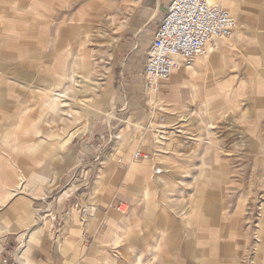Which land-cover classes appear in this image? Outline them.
Instances as JSON below:
<instances>
[{
	"label": "crops",
	"instance_id": "0c3cea01",
	"mask_svg": "<svg viewBox=\"0 0 264 264\" xmlns=\"http://www.w3.org/2000/svg\"><path fill=\"white\" fill-rule=\"evenodd\" d=\"M171 1L158 0L159 11ZM230 2L239 26L234 36L196 56L191 67L177 69L172 80L159 88L161 121L167 127L180 125L189 131L178 137L196 146L191 155L204 150L203 157L193 162V178L186 183L173 179L171 170L178 172L184 166L179 159L183 149L156 150L158 143L149 135H142V142L133 144V150L147 148L143 151L152 157L144 161H132L129 148L122 155L123 165L113 163L115 151L111 157L103 154V162L95 163L99 144L88 138L58 153L57 162L42 166L33 161L32 182L25 178L30 170L17 165L12 171L26 179L24 187H30V192L16 196V173H10L8 180L0 174V264H245L242 260L249 248L245 240L252 230L247 225V199L242 194L246 186L243 179H231L239 171L231 174L232 167L226 162L232 149L223 147L222 154L218 136L241 135L239 156L244 159L251 138L256 141L251 143L252 152L256 157L264 156V0ZM61 4L50 18L65 11ZM12 8L2 20L13 17ZM67 19L63 16L51 25L55 29L50 30V37H43L42 45L37 42L40 38L12 37L16 42L10 39L0 56L20 64L39 51L47 54L52 47L56 53L53 58L61 63L55 70L60 71L58 76H66L71 58ZM47 26L35 24L37 31L32 34L47 33ZM83 31L87 33L88 28ZM29 63L28 68H19L27 81L38 71ZM132 76L137 74L127 75ZM125 78L122 75L121 82ZM126 85L131 91L137 87L133 80ZM189 116L198 117L206 132L194 125V120L180 123ZM228 124H236L238 134H226ZM170 160L173 168H169ZM203 166L206 173L200 178ZM156 168H161L158 175L165 181L157 179ZM59 171L62 176L68 173V178L50 185L51 173ZM231 188L239 191L232 193ZM8 191L12 195L6 197ZM124 205L128 206L126 212L121 210ZM260 248L258 244L259 254ZM259 258L264 263V255ZM259 258L255 264H260Z\"/></svg>",
	"mask_w": 264,
	"mask_h": 264
},
{
	"label": "rangeland",
	"instance_id": "374dc122",
	"mask_svg": "<svg viewBox=\"0 0 264 264\" xmlns=\"http://www.w3.org/2000/svg\"><path fill=\"white\" fill-rule=\"evenodd\" d=\"M63 1L64 4L59 0H0V52L7 49L12 37L19 38L23 35L26 36L25 39L28 36L34 37L35 41L40 38L41 42H37L42 45L43 37L46 35L47 38L50 37V30L54 31L55 24L59 23L63 16L68 18L71 25L68 27L71 41L68 49L71 58L68 60L67 75L64 86L61 85L62 90L59 89L55 78L60 74L55 68L60 67L61 63L53 58L56 53L52 47H49L47 54L39 51L32 54L30 60L21 61L20 64L15 59L7 61L0 56V167L5 168L0 174H4L5 179L8 180L9 174L14 172L12 170L16 169L17 165L25 166L30 170L27 171L30 176L25 178L32 182L35 180L31 175L33 161L42 166L52 164L53 160L57 162L58 153L67 150L71 144L77 146L86 142L88 138L94 139L93 144H99L95 163L103 162V154L106 153L107 157H111L112 152L115 151L112 157L113 163L123 165L125 161L122 155L129 148L132 149V161H138L135 159L136 153L143 155L139 159L148 160L152 156L143 151L147 148L133 150V144L142 142L139 141L142 135H149L154 143H158L156 150L165 147H169L171 151L183 149L182 155L179 156L180 163L184 165L183 170L178 172L171 170L170 174L173 179L184 183L190 181L195 172L192 168L193 162L203 157L204 150L197 156L191 155L192 149L196 146H193L192 141L178 137V135H188L189 131L180 125L165 126L161 121L160 91H147L140 76L147 60L148 49L167 7L159 11L158 0ZM60 4L66 7L65 11L61 14L58 12L55 19L50 18L52 12L55 14L61 9ZM8 8H12L13 17L2 20L1 16H8ZM230 14L237 18L236 14ZM10 21H13L12 24ZM43 23L48 25L47 33L41 30L40 34L36 32L32 34L38 28L33 26ZM87 28L86 33L83 30ZM11 41L16 42V38ZM219 43L208 49H216ZM29 62L37 66L38 71L37 75L35 73L34 77L27 81L19 74V68H28L31 66ZM134 74L137 76L127 77ZM122 75L126 76L123 82L124 90L121 87ZM128 80H133L137 85L135 91L127 87ZM54 92L62 93L64 97L62 101L53 103L50 100ZM43 95L47 97L36 100L37 96ZM40 117H43L44 121L38 132V122L31 123L34 119L39 120ZM190 119L194 120L193 124L197 127L201 126L202 122L198 123V117L195 119L190 116L185 117L180 123L185 124ZM202 128L206 132L203 126L199 129ZM225 131L226 134H238V126L228 124ZM204 132L203 135H207ZM240 139L241 135H219L218 145L221 153L223 147L232 149L230 161L226 163L232 167L231 174L237 170L239 172L231 175V179H243L246 186L242 189V194H245L247 199L244 205L247 207V225L252 230L245 240H248L249 248L245 255L247 257L242 261L245 264H255L256 257L264 255V252L260 254L256 252V246L260 245L264 229V156L256 157V153L251 150V143L255 144L256 141H250L252 139L249 138L248 157L241 158L239 142L243 141ZM245 149L243 148L242 151ZM169 163V168H173L174 161L170 160ZM160 169L156 168V173ZM201 170L200 178L206 173L204 166ZM15 173L17 189L13 194L20 196L29 193L30 187H24L27 185L26 179L18 172ZM51 174L53 176L50 185H57L64 176L68 178L69 175L65 173L67 175L62 176L61 171ZM94 175L95 173L93 178ZM157 179L165 181L162 175H158ZM232 183L236 184V181ZM0 185H2L1 180ZM186 190L190 192L191 189L186 188ZM230 191L234 193L239 191V188H231ZM10 195L12 192L8 191L6 197ZM233 205L236 208V204ZM122 209L126 212L128 206L124 205ZM255 227L256 229H253ZM257 262L263 264L262 258L257 259Z\"/></svg>",
	"mask_w": 264,
	"mask_h": 264
},
{
	"label": "built area",
	"instance_id": "2783aa9c",
	"mask_svg": "<svg viewBox=\"0 0 264 264\" xmlns=\"http://www.w3.org/2000/svg\"><path fill=\"white\" fill-rule=\"evenodd\" d=\"M237 27V19L217 6L215 0H172L154 34L140 74L145 89L159 90L177 69L191 67L194 58L206 49L230 40ZM123 82L124 79L121 82L124 90ZM141 156L136 153L135 159Z\"/></svg>",
	"mask_w": 264,
	"mask_h": 264
},
{
	"label": "bare ground",
	"instance_id": "6f19581e",
	"mask_svg": "<svg viewBox=\"0 0 264 264\" xmlns=\"http://www.w3.org/2000/svg\"><path fill=\"white\" fill-rule=\"evenodd\" d=\"M215 4L217 5V6H219V7H223V8H225L226 9V11L227 12H230V13H233V14H235L236 12L233 10V8H232V5H231V3L229 2V1H227V0H215ZM120 9V8H119ZM236 18V17H235ZM207 50H209V49H207ZM205 53V52H204ZM206 57H207V55H206ZM179 70V69H178ZM180 73V72H179ZM174 74V73H173ZM175 75V74H174ZM65 75L63 74V75H59L58 76V80H57V82H58V86H59V89L60 90H62L63 89V87H61V85H63V83L65 82ZM172 80V79H171ZM48 83V82H47ZM49 85V84H48ZM64 86V85H63ZM45 89V88H44ZM48 89V88H47ZM50 90V89H49ZM40 91H41V89H40ZM45 91V90H44ZM55 93V94H54ZM53 93V96L51 97V101L53 102V103H56L57 101L59 102V101H62V99L64 98L63 97V95H62V93H56V92H54ZM51 94V93H50ZM49 95V94H48ZM36 97V96H35ZM43 97H47L46 95H43V96H37L36 97V100H42V98ZM50 97V96H49ZM55 106H53V108H54ZM49 111H51L52 112V110H49ZM48 111V112H49ZM59 111V110H58ZM44 118L43 117H40V119H39V121H38V124H37V126H38V132L41 130V124L43 123V120ZM164 138V137H163ZM210 137H208V139H209ZM167 139V138H166ZM214 139H215V137H214ZM201 140H203V139H201ZM205 141V140H204ZM213 142V141H212ZM202 143V142H201ZM205 143V142H204ZM209 143H211V142H209ZM214 143V142H213ZM210 145H212V144H210ZM215 146V145H214ZM217 146V145H216ZM263 148V147H262ZM30 151H32V149L30 150ZM0 173H3V171H5V168H3V167H0ZM161 170V169H160ZM157 171V174H160L162 171ZM262 195V194H261ZM125 208V207H124ZM122 211L124 210V209H121ZM124 212V211H123ZM260 249H262V252H264V236L263 237H261V240H260ZM264 264V263H263Z\"/></svg>",
	"mask_w": 264,
	"mask_h": 264
}]
</instances>
